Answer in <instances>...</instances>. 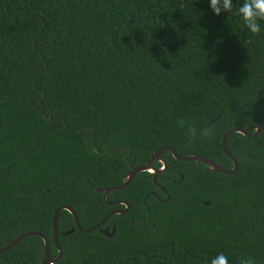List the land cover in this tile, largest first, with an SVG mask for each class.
<instances>
[{
    "label": "trees",
    "instance_id": "16d2710c",
    "mask_svg": "<svg viewBox=\"0 0 264 264\" xmlns=\"http://www.w3.org/2000/svg\"><path fill=\"white\" fill-rule=\"evenodd\" d=\"M243 2L216 16L210 0H0V248L35 231L56 258L55 208L82 229L124 210L97 190L162 147L232 169L223 135L264 122V35L244 26ZM181 117L212 134L190 144ZM226 147L231 175L163 151L156 184L144 171L109 192L129 208L88 233L61 210L53 264H210L221 252L264 264V127ZM43 257L33 235L0 264Z\"/></svg>",
    "mask_w": 264,
    "mask_h": 264
},
{
    "label": "water",
    "instance_id": "95a60500",
    "mask_svg": "<svg viewBox=\"0 0 264 264\" xmlns=\"http://www.w3.org/2000/svg\"><path fill=\"white\" fill-rule=\"evenodd\" d=\"M263 92H264V90L260 91L257 94V97L259 98L260 95ZM263 127H264V122H262V123H260V124H258L256 126H253V127H248L247 130H243L241 128H233V129L228 130L223 135L222 140H221V147H222V150H223L224 154L231 159L232 165H233L232 169H229V170L221 168L220 166H218L212 160H210L208 158H205V157H202V156H197V155L182 156V155H179L175 151L174 148L169 147V146H165V147H162V148L156 150L151 155L150 159L146 162V164H144L142 166H138V167L132 168L124 176L123 184H121L120 186H116V187H109V188L98 189L97 190V191L103 193L102 194V199H103L104 203L109 204V205L122 204V205L125 206V209L124 210H117V211L114 210V211L110 212L100 222H98L97 224H95L94 226H92V227H90L88 229H82L81 228V226H80V224L78 222L77 216H76L75 212L72 210V208H70L68 206H65V205H60V206L56 207L54 212H53V216H52V240H53V243L57 247V250H58V256L56 258H51L49 256V254H48V239L44 235H42V234H40L38 232H35V231L27 232V233H24V234L18 236L17 238H14L8 244H6V245H4L3 247L0 248V254L10 250L11 248H13L15 245H17L19 242H21L26 237L33 236V235H38L44 241V257L41 260L40 264H53V263L57 262L62 256V250L59 247L58 241H57V217H58V213L61 210H67L69 213L72 214V216L74 218V221H75L76 228L78 230L82 231V232L88 233V232H90L92 230H95V229L99 228L101 225H103L108 220V218L111 215L121 214V213L125 212L129 208V205L125 201H116V202H112V203L108 202L106 200V197H107L108 193L113 191V190L121 189V188L125 187L137 173L144 172V171L150 172V173H154L153 182H154V184H156V177L162 171V169L164 167V164H162V167L159 170H153L151 168V163L153 161H158V162L162 163V161L160 160V155L165 150L170 151L171 154H172V157L174 159H177V160H180V161H185V162L196 161V162H200V163H203V164L207 165L208 170L215 171V172H218V173H221V174H225V175L234 174L237 171V169H238V163H237V160L235 159V157L230 154V152L227 150V147H226V141H227L229 135L232 134V133H240V134H242L244 136L253 137V136L257 135L261 131V129ZM249 131H252V132L249 133ZM263 158H264V152H263ZM149 169H151L152 171H150ZM71 232H72V230L69 231V232H66L64 234L68 235ZM102 232L104 233V235L110 237V236H112L114 234V228H112V231L110 233L108 232V229H104Z\"/></svg>",
    "mask_w": 264,
    "mask_h": 264
},
{
    "label": "clouds",
    "instance_id": "9594fccd",
    "mask_svg": "<svg viewBox=\"0 0 264 264\" xmlns=\"http://www.w3.org/2000/svg\"><path fill=\"white\" fill-rule=\"evenodd\" d=\"M210 8L216 16H220L222 13L231 12L234 3L233 0H210ZM238 15L253 36L264 35V23H262L264 22V0H244L238 8ZM177 123L180 127L186 128V136L190 144L198 136L204 138L212 134V130L209 128L198 131L194 124L187 123L182 117L178 118ZM210 264H229V258L221 252L211 259ZM238 264H256V262L251 256H242L239 258Z\"/></svg>",
    "mask_w": 264,
    "mask_h": 264
},
{
    "label": "bare ground",
    "instance_id": "6f19581e",
    "mask_svg": "<svg viewBox=\"0 0 264 264\" xmlns=\"http://www.w3.org/2000/svg\"><path fill=\"white\" fill-rule=\"evenodd\" d=\"M150 171H152L151 169H149Z\"/></svg>",
    "mask_w": 264,
    "mask_h": 264
},
{
    "label": "flooded vegetation",
    "instance_id": "af4514ba",
    "mask_svg": "<svg viewBox=\"0 0 264 264\" xmlns=\"http://www.w3.org/2000/svg\"><path fill=\"white\" fill-rule=\"evenodd\" d=\"M116 205V204H115ZM117 211V210H116ZM106 229H108V228H106Z\"/></svg>",
    "mask_w": 264,
    "mask_h": 264
}]
</instances>
